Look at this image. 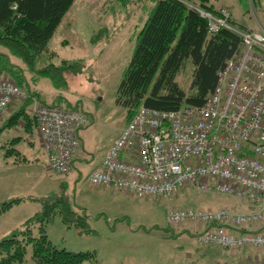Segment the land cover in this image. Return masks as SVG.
I'll use <instances>...</instances> for the list:
<instances>
[{
	"label": "built area",
	"instance_id": "1",
	"mask_svg": "<svg viewBox=\"0 0 264 264\" xmlns=\"http://www.w3.org/2000/svg\"><path fill=\"white\" fill-rule=\"evenodd\" d=\"M198 12L212 33L224 28L241 38V49L219 72L215 90L202 107H140L88 182L139 199H170L191 187L249 203L254 210L248 214L169 207L166 220L201 227L196 236L203 247L261 252L260 259L224 264H264V31L236 28L226 9L217 15ZM27 98L15 82L0 80V118L15 101ZM34 118L49 168L57 175L70 174L87 116L40 103Z\"/></svg>",
	"mask_w": 264,
	"mask_h": 264
},
{
	"label": "rangeland",
	"instance_id": "2",
	"mask_svg": "<svg viewBox=\"0 0 264 264\" xmlns=\"http://www.w3.org/2000/svg\"><path fill=\"white\" fill-rule=\"evenodd\" d=\"M156 1L102 0L99 5L93 6L97 12L100 13L110 6L117 11L107 15L105 26L99 31L87 32L86 27L91 23H84L81 20L79 24L82 25L83 35L79 34V37H76L75 30L66 29L63 30L62 35L58 31L51 40L52 49L59 55L54 64L60 65L63 60L78 61L81 65L74 69L80 72H64L63 80L56 83L32 74L38 79L33 84V88L35 89L37 84L40 93H43L42 100L46 104H59L63 108L74 107L88 118V123L80 137L83 153L90 155L89 162L78 171L81 176L80 183L73 185L74 190L69 186V189L65 188L63 192L72 199L73 204L88 210V214L92 217L89 220L94 232L79 234L75 226L65 225L60 214L54 217L46 230L51 241L59 248L71 252H94L99 264H224L227 262V257L222 255L224 252L220 250L224 248H205L197 243L196 235L202 230L201 227L188 223L168 224L166 212L169 202L173 203H170L172 206H178L173 201L174 196L170 199H139L132 195L125 198L124 195L106 196L101 188H94L88 182L90 172L105 156L104 148L121 133L125 123L128 122L126 111L116 103V95L133 57L134 26L139 22L141 24V20L149 16ZM215 3L218 5V10L230 11L231 21L234 23L232 24L236 28L264 31V0H216ZM62 40H67L69 43L58 45ZM46 65L41 62L38 67L41 70L47 67ZM192 70V64L187 62L185 70L177 78L182 89L188 93L191 90ZM54 99L56 101L52 103ZM40 103L35 101L29 107L32 116L37 104ZM22 152L27 159L33 154L30 149ZM46 170V165L42 162L14 170V173L21 178L19 183L23 182V189L20 192L22 195L16 192L14 195L17 198L20 196L24 198H20L22 203L19 206L15 205L9 212L0 214V240L22 230L26 221L41 211L39 197L44 196L48 190L55 189V184L58 183L56 179L59 181L71 177L69 174L57 175L51 171L49 177L57 178L49 180ZM187 189H192L190 197L196 202L189 203L186 205L187 208L225 207L226 209L231 206L242 214L254 210L249 203L250 207L233 197L198 193L191 187ZM12 198L14 197L10 200H13ZM225 199L229 200L225 201ZM131 230L134 233H130ZM254 251L256 254L253 255L261 253ZM188 254L193 257L189 258ZM31 255L32 248L29 247L23 264H36Z\"/></svg>",
	"mask_w": 264,
	"mask_h": 264
},
{
	"label": "trees",
	"instance_id": "3",
	"mask_svg": "<svg viewBox=\"0 0 264 264\" xmlns=\"http://www.w3.org/2000/svg\"><path fill=\"white\" fill-rule=\"evenodd\" d=\"M76 1L0 0V80L15 82L29 96L22 111L10 118L12 124L23 117L25 123L37 127L34 116L29 113L35 101L60 106L42 100L41 93L33 88L38 79L32 74L56 83L63 80L64 72H80L74 69L81 65L78 61L64 60L55 65L56 53L49 47ZM215 1H156L137 36L133 57L116 95V103L126 111L128 122L140 107L160 111L202 107L213 93L219 72L241 49L238 34L224 28L210 32L208 20L198 12L201 9L217 15L220 9ZM19 19L21 22L17 23ZM242 30L250 31L244 27ZM41 62L47 67L40 70ZM187 62L193 68L189 93L177 81ZM64 108L78 110L70 106ZM21 201L13 199L0 204V214ZM40 202L41 211L28 219L22 230L0 240V264H23L29 247L36 264H99L94 252L59 248L47 234L46 228L57 214L65 225L75 226L79 234H91L94 231L85 209L73 204L66 192L42 198Z\"/></svg>",
	"mask_w": 264,
	"mask_h": 264
},
{
	"label": "crops",
	"instance_id": "4",
	"mask_svg": "<svg viewBox=\"0 0 264 264\" xmlns=\"http://www.w3.org/2000/svg\"><path fill=\"white\" fill-rule=\"evenodd\" d=\"M101 2H102V0H77L75 2L74 6L72 7V9L68 12L66 17L64 18L62 24L59 26L56 34L58 33V31H60L61 32L60 34L62 35L63 30L73 29L77 33L76 37H79V34L83 35L82 25L79 24L81 20H83L84 23L85 22L91 23L90 26L86 27L87 32L90 33L92 31H99L103 26H105V23H106L105 18L107 17V15L112 14L113 12H115V10L117 11V9L110 6L107 8L103 7V9L104 8L105 9L103 11H101L100 13L97 12V10L93 6H96L97 4L99 5ZM89 6H91V7H89ZM148 17L147 18L145 17V19L141 20L142 21L141 24L139 22L138 24H136L134 26V28H135L134 29V35H135L134 45H135V47H136V43H137V36H138L139 32L142 30L146 21L148 20ZM103 19H104V22H103ZM64 22H66V23H65L64 27H62ZM80 29H81V31H79ZM56 34H55V36H56ZM91 35H93V33ZM53 38H52V40H53ZM68 43L69 42L67 40L66 41L62 40L61 42L58 43V45H67ZM49 47H50V50L52 52L56 53V56L53 59V62H54L56 59L59 58V55L56 51H54L52 49L51 42L49 44ZM135 47H134V51H135ZM134 51H133V54H134ZM67 61H70V60H67ZM35 89L40 93V90L37 87V84H36ZM41 95H42V99H44L42 92H41ZM55 101L56 100L54 99L51 102L55 103ZM24 105H25L24 102L15 101L8 108V110L3 114V116L0 118V142H1V146H0V197H1L0 198L1 199L0 204H2L4 202L11 201L10 200L11 197H14L12 199L17 198V196L14 195L15 192L18 195H22V194H20V192H22V189H23V186H22L23 182L19 183V180L21 178L19 176H17V174L14 173V170H17L20 167L24 168V166H26V167L27 166H34V165H36V163L42 162L43 164L46 165V169H47L46 174L48 175L49 180L57 178V177L56 178L55 177H52V178L49 177V174L51 173V169L49 168V164H48V155H47V152H46L44 145L42 143V140H41V137H40V134L38 132L37 127L36 126L31 127L30 125H28L29 123L28 124L25 123L23 117H19V119L16 120V122H14V124H12L11 121H9L11 117L18 114L20 111H22V109L24 108L23 107ZM30 109H29V113L31 115ZM32 109H33V107H32ZM127 123L128 122L125 123L124 128L126 127ZM124 128H123V130H124ZM83 130L84 129H82L80 131L79 136ZM122 131H121V133H122ZM121 133H119L116 136V138L112 142H110V144L108 146H106L104 148V150H103L104 154H106L108 149L111 147V145L114 143V141L121 135ZM80 141H81L80 155L75 160L73 171L69 174V175H71V177L69 179L59 180V181H57V179H56V182H58V183L55 184V189L51 190V191L48 190V192H46L44 194V196L39 197L40 198L39 200H41L42 198L49 197L50 195H53V194H59V193L63 192V189H65V188H66V190L69 189V186H70V189H72L74 184L80 183L79 180H80L81 176L79 175L78 171H80V168H83L85 164H88L89 159H90V155H85L83 153L84 150L82 147L81 137H80ZM3 144H5V145H3ZM22 146H25V147H22ZM23 148L30 149L33 151V154L30 153L31 154L30 159L25 158V155L22 152V151H25V149H23ZM18 158H22V159H18ZM102 161L100 162V164H98L90 172V174L94 170L98 169L101 166ZM75 172H77V173L74 174ZM72 178H74V179L72 180ZM94 188H101L102 192L104 194H107L106 196H115V195H121L122 196V195H124L123 196L124 198H125V196L126 197L131 196L128 193L120 192V191H116V190H109V189H105L102 187H94ZM72 190H74V189H72ZM191 194H192V189L186 188L184 190H181L180 192L176 193L174 195V198H173V201H175L177 203L176 205H178V206H172L171 204H173V203H171V202H169L168 206L172 207V208L189 209V208H187L186 205H188L189 203H192V202L196 203L195 200L193 201L192 197H190ZM25 197H28V196H25ZM20 198H24V197L20 196L17 199H20ZM226 200H229V199H225V201ZM21 203L22 202H20L16 206H19ZM246 205L248 207H250L248 204H246ZM79 207H82L83 209H85L83 206H79ZM248 207L246 208L247 212L250 211ZM221 208L223 209L225 207L206 208V209L217 210V209H221ZM200 209H202V208H200ZM226 209L241 213L240 211H238L237 208H232L231 206L226 208ZM85 212H86V215L89 219L92 218L91 215L88 214L87 209H85ZM130 233H134V231L131 230ZM47 234H48V232H47ZM205 248H211V247H205ZM220 250H221V252H224V253H222V255L227 257V262H225V263H229V262H233V261H239V260L246 261L248 259H260V257H261V253H260V255L259 254L255 255L256 252L250 248H246V249L238 250V251H234V252L230 251V250H226V249H220ZM221 252H219V254ZM253 253H255V254L253 255ZM188 257L191 258L193 256L191 254H188Z\"/></svg>",
	"mask_w": 264,
	"mask_h": 264
},
{
	"label": "water",
	"instance_id": "5",
	"mask_svg": "<svg viewBox=\"0 0 264 264\" xmlns=\"http://www.w3.org/2000/svg\"><path fill=\"white\" fill-rule=\"evenodd\" d=\"M21 22V19H19L18 21H17V23H20Z\"/></svg>",
	"mask_w": 264,
	"mask_h": 264
}]
</instances>
